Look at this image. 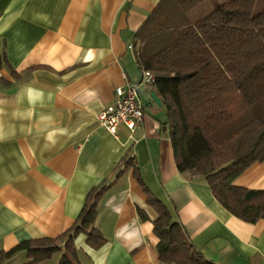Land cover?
I'll list each match as a JSON object with an SVG mask.
<instances>
[{
	"label": "crops",
	"instance_id": "obj_1",
	"mask_svg": "<svg viewBox=\"0 0 264 264\" xmlns=\"http://www.w3.org/2000/svg\"><path fill=\"white\" fill-rule=\"evenodd\" d=\"M158 1L0 0V249L59 236L88 191L105 184L94 225L106 241L91 248L79 234L72 264H175L159 260L156 213L137 168L205 259L264 264V218H237L203 176L177 170L166 110L151 84L139 86L143 118L133 132L119 125L113 134L96 118L115 87L140 81L135 33ZM233 184L264 189V162ZM136 207L149 219L140 220ZM59 256L38 264H57ZM25 262L18 253L5 264Z\"/></svg>",
	"mask_w": 264,
	"mask_h": 264
},
{
	"label": "trees",
	"instance_id": "obj_2",
	"mask_svg": "<svg viewBox=\"0 0 264 264\" xmlns=\"http://www.w3.org/2000/svg\"><path fill=\"white\" fill-rule=\"evenodd\" d=\"M205 0H159L135 33L136 60L155 80L177 170L203 176L215 199L232 215L254 223L264 218V189L233 181L254 163L264 162V9L256 0H227L192 22L189 13ZM134 176L156 213L152 220L163 263L212 264L190 243L167 206ZM100 184L86 194L72 226L55 238H31L0 249V264L24 253V264L60 254L57 264H72L74 239L86 236L91 248L106 239L95 227L96 204L107 191ZM140 220L149 219L136 207Z\"/></svg>",
	"mask_w": 264,
	"mask_h": 264
},
{
	"label": "built area",
	"instance_id": "obj_3",
	"mask_svg": "<svg viewBox=\"0 0 264 264\" xmlns=\"http://www.w3.org/2000/svg\"><path fill=\"white\" fill-rule=\"evenodd\" d=\"M128 48H132L131 45ZM154 75L148 70H142L141 79L137 83L126 82L114 89L113 102L96 115L100 125L115 134L119 125L133 132L143 118V104L139 97L141 84H152Z\"/></svg>",
	"mask_w": 264,
	"mask_h": 264
},
{
	"label": "rangeland",
	"instance_id": "obj_4",
	"mask_svg": "<svg viewBox=\"0 0 264 264\" xmlns=\"http://www.w3.org/2000/svg\"><path fill=\"white\" fill-rule=\"evenodd\" d=\"M227 0H205L192 9L189 13V18L192 22L204 17L214 7ZM264 9V0H256L252 8V13H257Z\"/></svg>",
	"mask_w": 264,
	"mask_h": 264
},
{
	"label": "water",
	"instance_id": "obj_5",
	"mask_svg": "<svg viewBox=\"0 0 264 264\" xmlns=\"http://www.w3.org/2000/svg\"><path fill=\"white\" fill-rule=\"evenodd\" d=\"M151 96H152V98L154 99V101H156L158 104H160V101H159V99L156 97V95H155L154 92L151 93Z\"/></svg>",
	"mask_w": 264,
	"mask_h": 264
}]
</instances>
